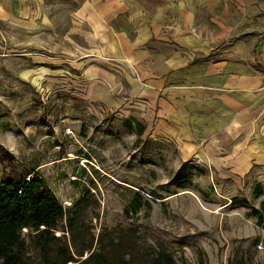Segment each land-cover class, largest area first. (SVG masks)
<instances>
[{"label": "rangeland", "instance_id": "obj_1", "mask_svg": "<svg viewBox=\"0 0 264 264\" xmlns=\"http://www.w3.org/2000/svg\"><path fill=\"white\" fill-rule=\"evenodd\" d=\"M75 8L45 0L54 36L0 19V182L38 171L65 208L89 191L95 236L129 226L175 264H264V164L159 119L153 55L89 43Z\"/></svg>", "mask_w": 264, "mask_h": 264}, {"label": "crops", "instance_id": "obj_2", "mask_svg": "<svg viewBox=\"0 0 264 264\" xmlns=\"http://www.w3.org/2000/svg\"><path fill=\"white\" fill-rule=\"evenodd\" d=\"M69 1L89 43L153 55L159 119L186 126L204 149L234 150L247 170L264 164V0ZM44 3L0 0V19L26 28L16 13H27L34 33L54 36Z\"/></svg>", "mask_w": 264, "mask_h": 264}, {"label": "trees", "instance_id": "obj_3", "mask_svg": "<svg viewBox=\"0 0 264 264\" xmlns=\"http://www.w3.org/2000/svg\"><path fill=\"white\" fill-rule=\"evenodd\" d=\"M132 203L139 209L142 197ZM92 206L85 191L65 208L38 171L20 176L11 169L0 182V264H175L163 249H141L129 226L104 228L95 236L85 223Z\"/></svg>", "mask_w": 264, "mask_h": 264}]
</instances>
